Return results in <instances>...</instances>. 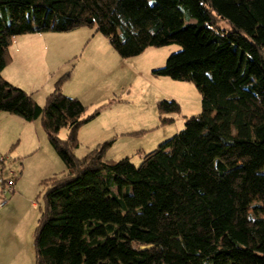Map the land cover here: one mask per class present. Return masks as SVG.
Returning a JSON list of instances; mask_svg holds the SVG:
<instances>
[{
    "label": "trees",
    "instance_id": "16d2710c",
    "mask_svg": "<svg viewBox=\"0 0 264 264\" xmlns=\"http://www.w3.org/2000/svg\"><path fill=\"white\" fill-rule=\"evenodd\" d=\"M80 28L124 59L179 46L152 74L201 96L200 114L138 167L106 158L115 138L74 155L80 127L110 103L85 115L61 92L70 74L42 107L2 76L16 37ZM2 112L39 120L66 168L41 182L34 264H264V0H0Z\"/></svg>",
    "mask_w": 264,
    "mask_h": 264
},
{
    "label": "rangeland",
    "instance_id": "374dc122",
    "mask_svg": "<svg viewBox=\"0 0 264 264\" xmlns=\"http://www.w3.org/2000/svg\"><path fill=\"white\" fill-rule=\"evenodd\" d=\"M44 35L45 38L52 37L55 42L60 41V44L49 45V39H46L44 47L38 50L41 52V59L28 64L25 76H31V81H43L49 77L48 72L59 65L56 70L59 69L58 72L61 73L57 80L67 73L71 77L68 89L64 93L61 90L62 94L77 98L87 107L85 115L110 103L95 119L80 127L79 146L74 150L77 158L84 157L98 144L114 138L116 141L118 137L119 141L114 142L113 147L107 151L106 158L118 161L129 157L138 167L145 154L183 129L186 118L197 116L201 112V96L193 84L151 74L150 68L162 67L168 56L180 50L177 45L150 48L135 57L124 59L113 50L109 40L94 28ZM38 36L39 34L34 35L35 38ZM19 77L20 75L16 78L18 81ZM161 101H175L180 106V112L160 116L156 106ZM114 102L118 105L112 107L111 103ZM161 118L172 119V122L161 125ZM67 134L66 129H61L59 138L65 140ZM44 139L46 141V137ZM47 143L46 148L52 151L57 164L53 163L44 150L46 148L39 149L36 154L24 155L32 146L24 138V150L16 152V155H12V152L18 148V139L14 140V145L4 150L3 141L1 142L0 157H5L6 171L11 170L17 174L16 183L23 189L21 196H15L13 202L9 201L12 194L6 195L8 203L4 210L11 208V211H22L30 217L33 213H39L38 204L37 208H33L31 202L33 200L41 204L44 191L41 182L54 176L53 174H62L65 170L63 162Z\"/></svg>",
    "mask_w": 264,
    "mask_h": 264
},
{
    "label": "crops",
    "instance_id": "0c3cea01",
    "mask_svg": "<svg viewBox=\"0 0 264 264\" xmlns=\"http://www.w3.org/2000/svg\"><path fill=\"white\" fill-rule=\"evenodd\" d=\"M44 34V36H51L47 34L53 33ZM30 35L18 36L14 39L12 44L14 48L12 46V49L10 48L12 62L3 70L2 75L8 83L24 90L26 93L31 95L39 106L42 107L44 106L48 95L53 91L54 84L57 81L58 75L61 73L58 72L59 69L56 70L59 65L55 69L50 70L48 72L49 77L45 78L43 81H38V79L31 81V76H25L27 71L26 67H28V64L31 61L41 59L39 56L41 52H38V50L41 49V47H44L46 39H49L47 41L49 45L54 44L55 46H58L60 41L55 42L52 37L45 38L43 37V34H39L37 38L34 37L35 34ZM150 69L152 74V71L155 69ZM18 75H20V81L16 79ZM70 79L71 77H69V79L61 86L63 93L65 89H68V82ZM95 86L96 85H94V87ZM111 105L112 107L117 106L118 103L114 102L111 103ZM44 137H46V135L41 128L39 120L29 123L16 116L4 112L0 113V145L3 141V147H5L3 150L8 149L10 145H14V140L18 139V148L16 151L12 152V155H16V152L22 149L24 150L23 138L32 145L29 150H25L26 152L24 155L36 154L39 149L46 148L45 143L48 141L47 138L46 141H44ZM118 141L117 137L115 143ZM26 145L27 144H25V146ZM44 150L48 152L53 163L55 162V164H57L52 151L49 148ZM65 171L66 168L62 171V173ZM53 175L56 176V174ZM21 191L23 192L21 186L18 185V183H15L14 192L12 193V197L9 201L13 202L15 196L20 197ZM22 198L26 199L25 196ZM31 205L33 208H37V203L33 200ZM5 207L6 205L0 206V264H34L33 235L39 213H33L32 217H30L27 213L22 211H11V208L9 210H4Z\"/></svg>",
    "mask_w": 264,
    "mask_h": 264
},
{
    "label": "built area",
    "instance_id": "2783aa9c",
    "mask_svg": "<svg viewBox=\"0 0 264 264\" xmlns=\"http://www.w3.org/2000/svg\"><path fill=\"white\" fill-rule=\"evenodd\" d=\"M5 157H0V206H4L6 201V195L12 194L14 192V186L17 180L16 173L14 171L8 170L4 166Z\"/></svg>",
    "mask_w": 264,
    "mask_h": 264
}]
</instances>
